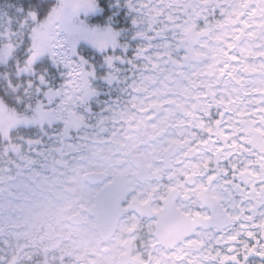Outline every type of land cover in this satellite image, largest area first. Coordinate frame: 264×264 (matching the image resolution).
Returning a JSON list of instances; mask_svg holds the SVG:
<instances>
[{
  "label": "snow or ice",
  "instance_id": "obj_1",
  "mask_svg": "<svg viewBox=\"0 0 264 264\" xmlns=\"http://www.w3.org/2000/svg\"><path fill=\"white\" fill-rule=\"evenodd\" d=\"M0 264H264V0H0Z\"/></svg>",
  "mask_w": 264,
  "mask_h": 264
}]
</instances>
